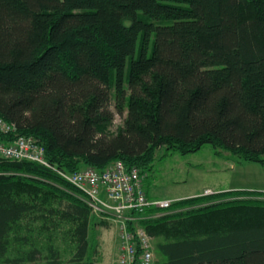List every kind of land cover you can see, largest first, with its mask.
<instances>
[{
	"label": "trees",
	"instance_id": "1",
	"mask_svg": "<svg viewBox=\"0 0 264 264\" xmlns=\"http://www.w3.org/2000/svg\"><path fill=\"white\" fill-rule=\"evenodd\" d=\"M0 118L59 170L139 169L152 200L162 149L264 165V0H0ZM80 195L51 168L0 159V264H94ZM167 200L172 215L127 222L158 264H264V192Z\"/></svg>",
	"mask_w": 264,
	"mask_h": 264
},
{
	"label": "rangeland",
	"instance_id": "2",
	"mask_svg": "<svg viewBox=\"0 0 264 264\" xmlns=\"http://www.w3.org/2000/svg\"><path fill=\"white\" fill-rule=\"evenodd\" d=\"M137 56L138 51L135 53V57ZM112 104L114 109L113 101ZM123 119L120 116L115 117L111 127L112 132L118 131V128L123 125ZM149 178L146 189L149 194L161 199L191 198L202 195L207 190L264 192L263 164L242 161L224 151L216 154L211 145H206L202 150L187 155L166 153L165 149H162L156 156L154 169L149 174ZM80 197L85 201L82 195ZM170 208L156 210L153 217L172 215L175 212L170 211ZM94 217L90 230V259L94 264H117L120 255L121 230L118 225H114V218L109 214L96 213ZM155 243L156 241L152 239L153 263L158 264ZM59 246L61 249L65 248L62 244Z\"/></svg>",
	"mask_w": 264,
	"mask_h": 264
},
{
	"label": "built area",
	"instance_id": "3",
	"mask_svg": "<svg viewBox=\"0 0 264 264\" xmlns=\"http://www.w3.org/2000/svg\"><path fill=\"white\" fill-rule=\"evenodd\" d=\"M0 159L29 161L54 170L63 180L74 186L87 200L94 214H109L120 228L121 252L117 264H154L151 239L143 229L136 234L127 229V222L136 221L133 212L143 215L149 208L169 209L173 200H155L146 196L145 175L137 168L128 170L121 161L114 162L104 172L94 169L69 173L48 163L45 148L34 138L19 136L17 127L0 118ZM214 192L207 190L204 195ZM138 248L142 255L137 259Z\"/></svg>",
	"mask_w": 264,
	"mask_h": 264
},
{
	"label": "crops",
	"instance_id": "4",
	"mask_svg": "<svg viewBox=\"0 0 264 264\" xmlns=\"http://www.w3.org/2000/svg\"><path fill=\"white\" fill-rule=\"evenodd\" d=\"M151 195H152V194H151ZM177 199H181V198H177ZM114 225L117 226L118 224L115 223ZM119 243H120V241H119Z\"/></svg>",
	"mask_w": 264,
	"mask_h": 264
}]
</instances>
